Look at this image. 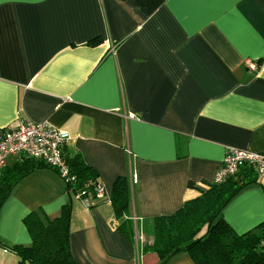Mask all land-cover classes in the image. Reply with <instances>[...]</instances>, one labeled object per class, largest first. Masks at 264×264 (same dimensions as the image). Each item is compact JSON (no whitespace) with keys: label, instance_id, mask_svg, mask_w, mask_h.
I'll return each instance as SVG.
<instances>
[{"label":"crops","instance_id":"crops-1","mask_svg":"<svg viewBox=\"0 0 264 264\" xmlns=\"http://www.w3.org/2000/svg\"><path fill=\"white\" fill-rule=\"evenodd\" d=\"M25 120L69 132L64 154L107 194L86 204L53 168L33 169L0 205V264L31 243L26 214L65 204L78 264H160L143 249L154 217L205 191L228 149L264 152V0H0V127ZM122 176L131 238L110 199ZM222 215L237 233L264 221V175ZM166 264L195 263L180 252Z\"/></svg>","mask_w":264,"mask_h":264},{"label":"trees","instance_id":"trees-1","mask_svg":"<svg viewBox=\"0 0 264 264\" xmlns=\"http://www.w3.org/2000/svg\"><path fill=\"white\" fill-rule=\"evenodd\" d=\"M21 159L10 169L6 179L0 178V205L14 183L33 169L46 165L32 157L22 156ZM64 159L72 177L66 181L68 190L73 194L85 190L95 198L98 172L79 153L64 154ZM257 176L252 167L244 166L225 181L208 184L205 191L184 201L174 213L155 216L153 239L144 245V251L154 252L160 264L168 263L180 252L187 253L195 264H264V221L246 232L237 233L222 215L227 203L242 187L255 182ZM110 199L115 215L123 218L119 229L131 238L133 225L126 217L131 210L127 178H117ZM70 216L69 204H65L54 218L37 211L26 214L23 222L31 243L10 246L18 256L17 264H78L70 249Z\"/></svg>","mask_w":264,"mask_h":264},{"label":"built area","instance_id":"built-area-1","mask_svg":"<svg viewBox=\"0 0 264 264\" xmlns=\"http://www.w3.org/2000/svg\"><path fill=\"white\" fill-rule=\"evenodd\" d=\"M246 66L255 69L257 65L246 60ZM70 134L46 121H22L15 127H0V172L5 167L9 157H32L43 161L56 170L65 182L71 180L69 169L64 159L63 148ZM252 167L258 175H264V152L230 148L226 151L221 165L214 176L215 183H221L233 176L242 167ZM136 175L132 174V180ZM103 184L98 180L95 185L97 198L106 196ZM74 196L89 204L90 196L85 190ZM95 197V198H96Z\"/></svg>","mask_w":264,"mask_h":264},{"label":"rangeland","instance_id":"rangeland-1","mask_svg":"<svg viewBox=\"0 0 264 264\" xmlns=\"http://www.w3.org/2000/svg\"><path fill=\"white\" fill-rule=\"evenodd\" d=\"M205 230V229H204ZM202 232H203V230H202Z\"/></svg>","mask_w":264,"mask_h":264}]
</instances>
